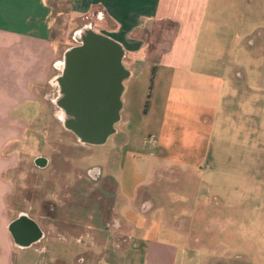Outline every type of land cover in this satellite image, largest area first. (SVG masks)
Segmentation results:
<instances>
[{
	"label": "rangeland",
	"instance_id": "rangeland-1",
	"mask_svg": "<svg viewBox=\"0 0 264 264\" xmlns=\"http://www.w3.org/2000/svg\"><path fill=\"white\" fill-rule=\"evenodd\" d=\"M51 1L55 18L51 35L59 50L52 75H57L62 53L76 44V31L85 25L95 30L97 21L71 15L68 0ZM174 29L169 22L149 27L147 49L165 53ZM249 40L242 58L252 73L246 71L245 86L224 77L193 81L182 73L175 74L173 82L164 74L153 84L151 70L139 68L136 77L123 81L121 118L115 133L100 146L80 147L74 134L66 131L62 111L54 103L58 85L48 80L39 90L48 107L37 102L38 121L16 146L23 157L49 155L53 146L68 160L54 170L24 166L32 175L37 201L50 193L60 200L67 185L79 177L82 193H88L96 185L86 179L85 171L97 165L102 177L110 176L117 185L113 206L118 217L130 223L131 238L113 240L110 235H115L103 230L105 249L85 238L76 242L71 235L63 241L61 230L33 216L45 232L50 230L48 238L29 249H15L16 264H79L87 262L84 252L95 257V264H147L145 247L151 239L175 246V264H264V92L257 98L253 81L264 41L257 34ZM135 57L141 59L143 52ZM123 66L129 67L126 59ZM146 101L153 107L145 108ZM12 176L15 184L16 171ZM144 189L151 191L153 206L161 207L146 215L137 211L135 199ZM11 204L17 207L15 192ZM22 207L39 212L36 201ZM77 209L82 213L87 208Z\"/></svg>",
	"mask_w": 264,
	"mask_h": 264
},
{
	"label": "crops",
	"instance_id": "crops-1",
	"mask_svg": "<svg viewBox=\"0 0 264 264\" xmlns=\"http://www.w3.org/2000/svg\"><path fill=\"white\" fill-rule=\"evenodd\" d=\"M50 2L0 0V264H16L15 249H29L48 238L46 232L38 242L30 244L31 240L27 246H21L15 242L9 224L15 216L11 204L15 192L12 174L19 164L28 165L38 156L23 157L16 144L38 121L37 102L48 107L39 90L48 80L53 83L56 76L52 74L59 50L51 35L55 18ZM68 4L71 15L94 18L95 31L122 45L123 60L129 63L128 78L136 77L139 68L143 72H152L154 68L153 84L164 74H170L173 82L174 75L182 73L193 81L224 77L233 84L245 86L246 71L252 73L242 56L245 40L257 34L261 42L264 41V0H68ZM160 22H169L175 29L168 49L158 55L147 49L145 34L149 27ZM250 43L255 45V39ZM138 52H143L141 59L135 57ZM258 56L260 61L255 64L253 81L254 88L259 90L255 96L260 99L264 92V44ZM179 57L181 61L173 60ZM147 107L152 108L153 103H148ZM121 111L122 108L120 118ZM156 144L151 147L155 148ZM50 149L54 152L53 146ZM150 193L147 189L137 193L135 199L140 214L161 208L153 206L148 197ZM146 201L150 204L144 206ZM165 216L163 213L161 217ZM120 221L119 229L106 231L116 236L110 235L113 240L119 237L129 240L130 223L123 217ZM176 229L181 232L182 228ZM60 232L63 241L71 235L76 242L85 238L92 246L106 248L105 243L102 246L101 227L88 226L78 230L77 235L72 230ZM84 253L88 263L83 260L79 264H95V257ZM175 253L174 245L152 239L145 247L147 264H175Z\"/></svg>",
	"mask_w": 264,
	"mask_h": 264
},
{
	"label": "water",
	"instance_id": "water-1",
	"mask_svg": "<svg viewBox=\"0 0 264 264\" xmlns=\"http://www.w3.org/2000/svg\"><path fill=\"white\" fill-rule=\"evenodd\" d=\"M74 38L76 44L64 50L61 71L52 80L58 85L54 103L62 111L66 130L83 144L100 146L120 120L123 81L130 76L122 62L125 50L89 25L77 30Z\"/></svg>",
	"mask_w": 264,
	"mask_h": 264
},
{
	"label": "flooded vegetation",
	"instance_id": "flooded-vegetation-1",
	"mask_svg": "<svg viewBox=\"0 0 264 264\" xmlns=\"http://www.w3.org/2000/svg\"><path fill=\"white\" fill-rule=\"evenodd\" d=\"M68 131V130H66ZM69 132V131H68ZM76 138V136L74 135ZM80 147H91L94 145L83 144L78 141ZM68 160L67 155L61 151L57 153L52 152L49 155H38L27 165L24 163L19 164L16 168L15 179V193L17 196V207L15 208V216L9 224L11 234L15 242L21 246H27L29 239L31 243H36L43 239L45 231L38 224V220L33 216L41 217L45 223L53 230H82L88 226L101 227L103 230L115 231L121 227V221L116 209L113 206L112 194L116 193L117 185L113 179L106 175L102 177V169L95 165L85 171L86 179L95 183L96 186L91 188L88 193H82L78 181L82 178H77L73 184L67 185L62 198L58 200L57 195L54 196L50 193L47 197L38 200L36 187L33 186L31 174L25 172L23 168L31 167L36 170H44L52 168L57 169L60 164ZM60 170V169H59ZM105 191L104 194L101 191ZM94 201V208L89 207L90 201ZM36 201L39 206V212H27L22 207V204H32ZM62 201L63 208L60 210V203ZM61 203V204H62ZM82 207L85 211L79 213L76 207ZM146 206V202H144ZM80 214L82 216H80ZM85 221L87 222L85 224ZM50 230H48V233ZM32 237V238H31Z\"/></svg>",
	"mask_w": 264,
	"mask_h": 264
},
{
	"label": "trees",
	"instance_id": "trees-1",
	"mask_svg": "<svg viewBox=\"0 0 264 264\" xmlns=\"http://www.w3.org/2000/svg\"><path fill=\"white\" fill-rule=\"evenodd\" d=\"M173 27H174V25H173ZM153 75H154V68H153V71H152V76H151V82H152V80H153ZM151 88V87H150ZM148 106V101H146V103H145V108Z\"/></svg>",
	"mask_w": 264,
	"mask_h": 264
}]
</instances>
